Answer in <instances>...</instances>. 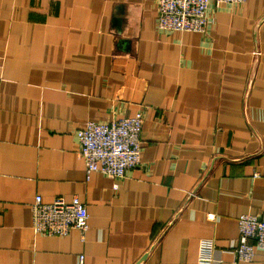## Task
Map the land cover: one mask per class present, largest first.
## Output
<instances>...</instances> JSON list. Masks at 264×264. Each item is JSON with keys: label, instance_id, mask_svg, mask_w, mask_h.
Listing matches in <instances>:
<instances>
[{"label": "crops", "instance_id": "obj_1", "mask_svg": "<svg viewBox=\"0 0 264 264\" xmlns=\"http://www.w3.org/2000/svg\"><path fill=\"white\" fill-rule=\"evenodd\" d=\"M158 1L0 0V264H206V239L264 264L227 251L264 211V0L212 1L203 33ZM139 111L141 163L88 178L78 130ZM37 195L85 202L84 238L36 233Z\"/></svg>", "mask_w": 264, "mask_h": 264}, {"label": "built area", "instance_id": "obj_2", "mask_svg": "<svg viewBox=\"0 0 264 264\" xmlns=\"http://www.w3.org/2000/svg\"><path fill=\"white\" fill-rule=\"evenodd\" d=\"M212 1L218 7L224 3L242 4L247 0H159L158 28L206 32ZM144 122V114L139 111L111 122L91 120L78 130L80 155L86 164L87 177L90 178L94 172L124 177L129 169L138 166L141 163ZM32 210V226L38 234L65 236L71 230L79 229L84 238L89 228L88 207L78 196L70 200L61 196L47 202L37 195ZM209 218H215V214L210 213ZM238 225L239 243L227 251L232 252L236 260L250 261L256 255V247L264 250V211L261 214H241ZM215 247L213 240H202L199 261L206 264L216 261Z\"/></svg>", "mask_w": 264, "mask_h": 264}]
</instances>
